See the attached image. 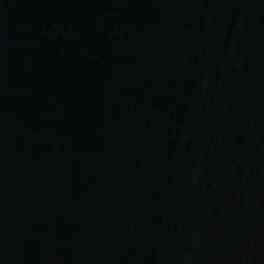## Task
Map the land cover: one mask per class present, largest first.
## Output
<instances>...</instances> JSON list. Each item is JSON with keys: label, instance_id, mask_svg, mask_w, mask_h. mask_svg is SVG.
I'll list each match as a JSON object with an SVG mask.
<instances>
[{"label": "water", "instance_id": "water-1", "mask_svg": "<svg viewBox=\"0 0 264 264\" xmlns=\"http://www.w3.org/2000/svg\"><path fill=\"white\" fill-rule=\"evenodd\" d=\"M0 264H264V0H0Z\"/></svg>", "mask_w": 264, "mask_h": 264}]
</instances>
